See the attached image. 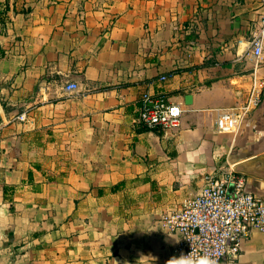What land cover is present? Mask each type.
<instances>
[{
	"label": "crops",
	"instance_id": "1",
	"mask_svg": "<svg viewBox=\"0 0 264 264\" xmlns=\"http://www.w3.org/2000/svg\"><path fill=\"white\" fill-rule=\"evenodd\" d=\"M13 1L0 28V264H177L180 235L162 218L205 176L233 170L264 198V88L237 131L215 128L264 81V48L248 50L264 0H17L27 14ZM144 92L182 104L176 127L139 126ZM234 264H264V234Z\"/></svg>",
	"mask_w": 264,
	"mask_h": 264
},
{
	"label": "built area",
	"instance_id": "2",
	"mask_svg": "<svg viewBox=\"0 0 264 264\" xmlns=\"http://www.w3.org/2000/svg\"><path fill=\"white\" fill-rule=\"evenodd\" d=\"M264 48V16L248 50L256 57ZM160 81L166 77L161 76ZM73 83L67 91L75 90ZM264 81L253 86L243 104L219 110L215 128L221 133L237 131L244 117L261 102ZM182 104L170 103L162 93L144 92L139 98L137 123L144 129L174 128L179 123ZM24 119L21 114L17 117ZM205 185L195 196L162 220L170 232L180 235L175 254L177 264H234L242 244L253 232L264 234V198L246 190L243 174L229 170L219 176H205Z\"/></svg>",
	"mask_w": 264,
	"mask_h": 264
},
{
	"label": "trees",
	"instance_id": "3",
	"mask_svg": "<svg viewBox=\"0 0 264 264\" xmlns=\"http://www.w3.org/2000/svg\"><path fill=\"white\" fill-rule=\"evenodd\" d=\"M16 1L17 0L13 1V6H12V9L15 13L21 12V13L27 14L30 12L31 10L30 7H23L22 9L17 10L15 8ZM10 10H11V5H10L9 0L0 1V28L1 29L6 25V23L10 21L8 17V13ZM30 176H31V173H30Z\"/></svg>",
	"mask_w": 264,
	"mask_h": 264
},
{
	"label": "water",
	"instance_id": "4",
	"mask_svg": "<svg viewBox=\"0 0 264 264\" xmlns=\"http://www.w3.org/2000/svg\"><path fill=\"white\" fill-rule=\"evenodd\" d=\"M185 101H186L187 104L190 103V101H191V95H186L185 96Z\"/></svg>",
	"mask_w": 264,
	"mask_h": 264
}]
</instances>
